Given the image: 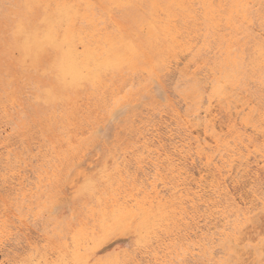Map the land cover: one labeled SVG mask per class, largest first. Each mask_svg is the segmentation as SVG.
Wrapping results in <instances>:
<instances>
[{"label":"bare ground","instance_id":"bare-ground-1","mask_svg":"<svg viewBox=\"0 0 264 264\" xmlns=\"http://www.w3.org/2000/svg\"><path fill=\"white\" fill-rule=\"evenodd\" d=\"M249 3L18 0L14 6L20 13L3 12L12 24L14 39L9 58L23 74L33 72L24 86L32 90L29 101L45 111L34 122L41 133L36 140L41 144L26 141L24 130H29V123L15 127L16 122L5 128L20 105L7 89L10 83L2 85L0 79V94L5 97L4 101L0 98L1 211L6 201L26 202L31 209L47 168L53 160H60L57 145L73 150L75 132L91 126L101 135L123 115L127 107L117 106L125 98L119 96L127 77H166L178 72L180 64L194 60L207 66L204 79L209 81L210 94L202 115H197L200 129L196 136L176 111L170 113V123L140 119L133 140L111 157L96 183L85 187L90 202L82 218L63 228L53 223L52 238H44L42 245L25 239V250L11 261L3 253L20 230L0 215V264H205L202 260L213 259L217 242L235 243L249 216L264 205L259 197L264 191L254 189L264 171V109L241 107L234 116L229 115L222 133L216 130L211 107L213 99L217 103L228 99L222 90L225 86L243 92L247 90L241 86L249 82L264 87V0H258L253 11L248 10ZM125 15L130 25L123 23ZM20 23L24 34L13 35ZM237 23L255 24L259 33L241 49L240 56L230 58L232 40L227 43L226 37L236 33ZM244 51L248 52L246 58ZM170 78L165 81L172 82H168ZM35 83L42 87H33ZM52 127L59 132L56 142L44 135V129L51 131ZM88 161L84 158L78 163L77 182L85 179ZM197 161L201 170L194 174L190 167ZM30 172L32 178L27 176ZM228 180L230 185L250 190L243 207L230 195ZM75 186L70 184L66 191L72 194Z\"/></svg>","mask_w":264,"mask_h":264},{"label":"rangeland","instance_id":"rangeland-1","mask_svg":"<svg viewBox=\"0 0 264 264\" xmlns=\"http://www.w3.org/2000/svg\"><path fill=\"white\" fill-rule=\"evenodd\" d=\"M16 1L18 0H0V79L2 85L10 83L7 86V89L9 91H13V96H11L13 97L14 101H16V103L20 105V107H15V111H18L16 114L15 111L12 112V114H15L13 116V122L9 123L5 128H12L17 122L16 118L20 116L21 111L30 109L34 114V118H30V122L28 125L29 130H24L27 133L26 141L28 143L39 142L41 144L42 142L40 140H36L40 137L41 133H39L38 127H36L34 122L37 121L38 118L40 120L42 119L45 110L43 106L33 104L32 100L29 101L30 92L32 90L29 86H24L25 79L27 77H31L34 74L33 72L30 74L24 72L23 74L21 67L18 66L11 58H9V52L11 48H14V39L12 36V24L10 23L9 19L7 20L6 18H4L3 12L6 10H13L14 12L20 13L18 8L14 6ZM248 1L250 2L248 6L249 11H253L258 7V0ZM128 20L129 17L125 15L122 21L123 23H126L125 25H130V22ZM236 29L237 31L235 34H232L231 36L228 35L226 37V41L232 40L229 50L230 58H237L238 56H240L241 49H245L246 47H243L246 44H251L252 39H254V37H256L259 33V29L255 24L247 26L245 24L237 23ZM225 45L226 44H224V46ZM247 54L248 52L244 51L242 55L246 58ZM193 62L180 64L178 72H174L173 75L170 74L171 76L175 77V81L173 80L174 77H172V79L170 78V75V77H164L162 75L156 77H147L144 74L143 76L134 75L127 77L124 80L125 83L123 82L122 86H124V84H126L125 86L127 88L130 85L131 86L130 88H128V90L126 89V87H124L125 89L122 87V91L119 97L124 96L125 98L121 99L119 105L117 106L118 108L122 106H126L127 108L125 112H123V115L120 114L114 122H111L109 124V126L107 127L108 130L110 129L109 132L108 130H106L107 133L105 131L103 132L105 134H101L103 137L105 135H107L108 137L106 136L104 139L99 134L101 132L95 134L94 130H91V126H85L81 131L78 130L77 132H75L74 137L71 140L73 150L68 148L66 145H57V147L61 151L60 160H53L50 166L47 168V172L43 179L41 192L36 198L33 199V205L31 206V209L27 208L26 202L20 204V201H18L15 204H9L6 201L5 209L2 211L0 210V215L6 216L11 224H13L14 227H18V230H20L15 236L16 241H10V243L6 246L7 248L9 247L8 249L5 247V251L3 253V257L5 260L11 261L22 254L21 252H23L26 247L25 239L29 238L31 239V242H34L37 245H42L45 243L43 242L44 238H52L54 224L59 228H63L65 227V225L73 226L82 218L85 207L90 202L84 190L85 187L88 183H96L99 172L105 165H109L111 157L117 156L125 147V145L133 140L135 134H137V128L140 127V125L138 124L140 119L150 118L151 120L159 124H162V121L170 123V113L172 111H176L179 118L183 122H186V125L190 127L193 135H197V131L200 129L197 126L199 124L197 115L198 113L199 115H202L203 109L206 108L207 104L204 101H206V98L207 96H209L210 91L209 89L207 90V87H209V84L207 83L209 81H205L204 79L205 75L207 74V72L205 71L207 66L205 68L202 67L199 63L195 64ZM9 65L12 68V71L10 73L8 72ZM131 78H133L134 80ZM169 78L170 80L168 82H172L167 83L166 81ZM216 78H218V75L216 76ZM42 79L44 80V78ZM255 85L256 84H252L251 82H249L248 86L243 87L242 85L241 87L246 88L247 90L245 92L242 91L243 89H236L232 86H225L222 90L224 91L225 96H228V99L226 101L223 100L218 103L213 99L211 110L213 112V115L215 116V127L217 132H225V127L228 123L229 115L233 114L234 116L235 112L240 111L241 107L264 109V87L259 88ZM153 86L156 87V91L154 90ZM157 91H159L160 94ZM156 93H158V95H156ZM170 93H172V95ZM1 96L3 99L2 101H4L5 97L0 94V98ZM27 100L28 102H26ZM154 118H157V120ZM105 124L106 123L104 122V125ZM44 133V135L47 136V138L51 141H57L56 137L58 136L59 132L53 127L51 131H48L45 128ZM206 141L208 143L210 142L208 139ZM17 146L19 147L20 145ZM33 150H35V145L32 146V152ZM18 151H21L20 147ZM35 152L36 151H34L33 154ZM63 157H65V159H63ZM84 158H87L89 160L88 162L90 163V169H87L84 172L86 180L82 179L77 182V173L80 171V168H78L77 165ZM33 161L35 162V159H33ZM34 162L33 165L35 164ZM193 166L190 167L193 173H198L201 170V166L198 161ZM27 176H31L32 178L31 172L28 173ZM259 176H261L259 177V184L258 186L255 185L254 187L255 190L259 188V191L257 190V193H261L264 191V186L262 185L264 184V171ZM230 183L231 182H229L228 180L227 187L229 192L230 190L232 192H230V195L232 197L234 196L233 198L235 199V201L241 207H243V203H246L249 200L248 196L250 190L244 189L241 185H230ZM70 184L76 185L75 191L72 194H69L66 191ZM239 191H241V193ZM68 194L70 197L68 196ZM241 195L242 197H240ZM259 197L262 198L264 196ZM1 208H3V206H1ZM262 208H264V205H259L257 207L254 213L249 216V221L245 224V226H243L242 229L241 236L246 244H251V247L247 249L241 247L235 258L241 260L246 259L258 264L260 258V239L262 230H264V213L261 212ZM54 209H56L57 211ZM17 217L21 218L23 222L19 223ZM48 221H50L51 223H47L45 225V223ZM19 236H22V238ZM233 245H235V243L231 241L217 242L214 245L213 249V259L208 262L202 260V263L214 264V262L216 261L220 263L221 260L230 255V248Z\"/></svg>","mask_w":264,"mask_h":264},{"label":"snow or ice","instance_id":"snow-or-ice-1","mask_svg":"<svg viewBox=\"0 0 264 264\" xmlns=\"http://www.w3.org/2000/svg\"><path fill=\"white\" fill-rule=\"evenodd\" d=\"M25 32V27L23 23H20L16 26L13 35L20 36ZM12 71L11 66H8V72ZM33 87L40 89L42 86L38 83L33 84ZM30 118H34V114L30 109H25L21 111L20 118L17 121L15 127H24L30 122ZM261 203H264V197L261 198ZM56 210V209H54ZM261 212L264 213V208L261 209ZM244 247L245 249L250 248L251 244H246L242 239L241 234L237 233L235 236V245L230 248V255L226 256L223 260L220 261V264H256V262H251L248 260H241L235 258L240 248ZM259 261L258 264H264V230H262L260 247H259ZM124 264V262H122ZM126 264H132V262H126Z\"/></svg>","mask_w":264,"mask_h":264}]
</instances>
